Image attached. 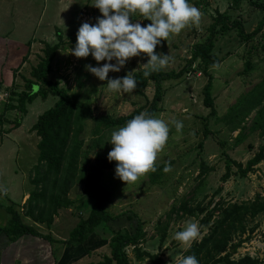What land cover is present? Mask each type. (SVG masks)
<instances>
[{
	"label": "rangeland",
	"instance_id": "1",
	"mask_svg": "<svg viewBox=\"0 0 264 264\" xmlns=\"http://www.w3.org/2000/svg\"><path fill=\"white\" fill-rule=\"evenodd\" d=\"M90 2L91 0H0V35L21 40L28 46L26 59L23 57L21 66L13 69L14 79L0 91L1 95L4 92L8 94L3 100L0 99L1 119L4 126L2 128L0 125L2 130L16 129L11 122L21 117L17 110L4 109L12 83L19 85L18 90L24 88V77H30L32 67L38 64L43 55L44 43L54 45L59 42L58 30L61 31L64 45L57 50L48 77L58 81L69 92H79L81 99L89 102L94 108L95 114H128L153 99L154 84H150L145 89L144 96L138 95L135 89L131 93L123 94L109 91L106 87L107 80L100 81L84 68L85 64L97 65L91 55L86 58H76L68 52L74 46L76 31L80 24L83 22L93 24L96 22V17L101 15L97 8L88 4ZM188 2L200 10V21L197 25L189 24L178 34L170 35L167 42L162 41L154 49L168 54L171 58L169 64L163 68L164 71L177 73L186 67L188 60L191 59L192 46L205 41L208 37L209 26L214 20L216 10L240 20L247 33H251L257 27L264 15V10L256 5V3L264 5V0H239L237 3L234 0H199L198 4L193 3V0ZM133 15L134 22H139L141 26L150 23L139 14ZM261 43L259 34L253 40L245 41L238 36L235 29L217 35L213 52L220 62L216 67L209 69L213 76L211 94L217 117L209 115L210 109L204 105L202 89L208 78L201 70H188L189 72L181 78L163 83V98L156 118L169 125V134L165 145L157 153L155 164L171 160L173 164L156 183L150 182V171L135 182L125 184L114 177V170H105L101 181L112 193V200L106 208L114 216L121 215L108 222L107 228L104 226L98 229L78 248L68 249L53 243V253L57 252L55 255H59L58 264H96L104 254L109 253L107 243L111 232L121 229L134 232L137 227L136 216L144 222L146 239L142 243L143 248L151 253H157L164 264H175L177 256H184L187 250L180 245V242L173 239L174 232L182 230L187 222H196L200 228L198 238L200 240L208 228L202 224L201 214L194 217L185 216L181 219L172 214L173 219H170L167 239L160 247L157 225L167 219L166 215L172 207L179 206L186 200H190L192 205L201 202L202 206L213 207L220 201L254 200L257 193L264 196V160L245 177L232 175L227 181H221V176L225 172V155L245 164L259 147L264 145V136L261 137L258 132H250L246 129L244 138L236 145V136L240 130L231 132L225 122L217 119L264 76V49L261 48ZM30 54L32 56L28 58ZM146 59L147 57L143 55L132 57L119 72L110 71L108 77H122L127 72L133 75L144 70L139 65L145 63ZM248 59L251 60L252 66L250 70H245V62ZM99 63L102 64L104 61ZM196 66L197 62L192 65V67ZM57 100L58 97L52 95L46 99L36 98L28 105L27 113L21 119V126L9 134L12 140L8 138L5 140L4 132L0 134V142L4 139V146L9 148L8 151L14 152L7 157L9 153L6 149L0 150V188L4 189L0 193V203L4 209L0 210L1 216L8 217L5 206L10 204H14L19 211H24L23 206L28 199L24 194H29L34 188L31 176L38 162L39 138L32 130V126L39 115L53 107ZM254 115L255 111L247 118V126L250 125ZM173 120L182 122L179 132L171 124ZM92 126V121L88 120L81 134L87 142L91 138ZM115 129L107 131L106 140ZM206 130L207 134L204 133ZM111 147L107 142L104 150L92 151L91 163L96 156L107 157ZM202 164L211 169L201 179L199 173ZM218 188L221 189L219 193H217ZM83 189L82 184L73 186L69 193V197L74 201L73 206L59 210L50 230L31 218H27L25 222L36 224L41 233H50L54 240L67 239L79 219L86 217L89 212L91 205L89 199H85L84 206L80 207L79 198L83 195ZM248 227L249 230L251 228L254 230L233 238L232 243H237L239 240H242V243L233 253L232 258L238 259L250 255L254 258L260 257L264 264V214L257 215L248 223ZM128 255L134 264H154L148 259L136 261L130 248Z\"/></svg>",
	"mask_w": 264,
	"mask_h": 264
},
{
	"label": "trees",
	"instance_id": "2",
	"mask_svg": "<svg viewBox=\"0 0 264 264\" xmlns=\"http://www.w3.org/2000/svg\"><path fill=\"white\" fill-rule=\"evenodd\" d=\"M234 1L239 2V0ZM193 3L198 4L199 0H193ZM256 5L264 10V5L260 3H256ZM213 19L209 26L208 37L205 41L192 46L191 59L182 70L175 73L161 69L150 73L148 77L143 75L144 70L133 74L137 81L135 90L138 95L144 96V91L150 84L155 85V92L150 103L138 106L130 113L123 115L95 114L94 108L89 102L81 99L79 92H69L58 81L49 79L48 75L52 71V62L57 50L64 45L61 31L57 32L58 43L54 45L48 42L44 43L43 55L38 64L32 67L30 77H24V88L18 90L19 85L13 82L4 106L5 110H17L21 114V117L19 116L14 122H11L17 128L27 113L28 105L36 98L46 99L49 95L58 97L54 106L41 113L32 126V130L39 138L37 143L38 162L34 166L31 176L34 188L30 191L23 206L24 211L16 209L14 204L5 206L8 217L0 229L5 232L10 242H15L26 235H33L47 240L52 246L53 243H58L61 247L68 249L78 248L98 229L104 226L107 228L108 222L120 217L121 214L114 216L107 210L106 206L112 200V193L101 181L103 172L114 170L116 162H109L107 157L96 156L94 162L91 163L90 154L92 151L106 148L108 130L122 126L127 120L141 112L156 117L163 98V83L165 81L179 79L189 71L201 70L208 78L202 89L204 105L210 109L209 115L217 117L214 98L211 94L213 76L209 72L211 67H216L220 62L213 52L217 35L235 29L241 39L250 41L259 34L262 41L261 48L264 49V15L251 33L245 32L240 20L233 19L229 14L219 10H216ZM131 20H135L134 15ZM195 62H197V66L192 67ZM251 66L252 62L248 59L245 62V70H250ZM2 88L3 84L0 82V91ZM253 111H255V115L252 117L250 125L247 126V118ZM217 119L225 122L231 132L240 130L236 136V145L244 138L246 129L250 132H258L259 136L263 137L264 76ZM88 120L92 121L93 126L91 138L87 142L81 134ZM0 125L3 126L2 122ZM3 132L8 133L9 130L4 131L0 128V134ZM207 132L206 130L204 133L207 134ZM262 160H264V145H261L245 164L225 155V172L221 176V181H227L232 175L245 177L249 172H253L255 166ZM171 164H173V160L155 164V171L149 172L150 182L160 181L165 172L163 169L166 166L169 168ZM210 169L202 164L200 178H204ZM76 184L84 186L83 195L79 198L80 207L84 206L85 199H89L91 205L88 215L79 219L67 239L54 240L50 233H41L36 224L25 222L27 218H31L34 222L45 225L50 230L59 210L69 209L73 206L74 201L69 197V193ZM219 189H217V193L221 191ZM172 214L180 219L185 216L203 215L201 222L208 228V231L200 240L193 242L184 255L195 256L198 264H262L260 257L254 258L245 255L238 259L232 258L233 253L242 243V240L232 243L233 238L248 231L252 232L254 228L249 230L248 223L253 221L257 215L264 214V196H261L260 193L256 194L254 200L220 201L213 207L202 206L201 202L192 205L190 200L182 201L179 206L171 208L164 222H159L157 225L160 247L167 239L170 219H173ZM136 218L137 227L134 232L127 229L111 232L107 243L109 253L104 254L96 264H134L128 255L129 248L138 262L148 259L154 264H164L157 253H151L143 248L142 243L146 239L144 222L139 217L136 216ZM54 264H58L57 257H55Z\"/></svg>",
	"mask_w": 264,
	"mask_h": 264
},
{
	"label": "clouds",
	"instance_id": "3",
	"mask_svg": "<svg viewBox=\"0 0 264 264\" xmlns=\"http://www.w3.org/2000/svg\"><path fill=\"white\" fill-rule=\"evenodd\" d=\"M88 4L101 15L93 24H80L74 46L68 52L76 58L91 55L97 65L85 64L84 68L100 81L107 80V89L118 94L133 92L137 81L131 72L109 78L110 71L119 72L130 58L142 55L147 57L146 62L139 65L145 77L160 71L171 58L154 51L157 45L167 42L170 35L178 34L189 24L197 25L201 18L200 10L188 0H91ZM133 14H139L150 23L141 26L131 20ZM101 61L104 63H99ZM171 124L177 132L182 128L179 120ZM168 134V124L143 112L113 130L107 140L112 146L107 160L116 162L114 177L131 184L146 172L155 171L157 153L165 145ZM168 170L167 166L163 169ZM3 191L0 188V193ZM199 233L197 223L190 221L182 230L174 232L173 239L187 250L198 240ZM175 264H198V261L193 255L177 256Z\"/></svg>",
	"mask_w": 264,
	"mask_h": 264
},
{
	"label": "crops",
	"instance_id": "4",
	"mask_svg": "<svg viewBox=\"0 0 264 264\" xmlns=\"http://www.w3.org/2000/svg\"><path fill=\"white\" fill-rule=\"evenodd\" d=\"M1 34V33H0ZM10 41V42H9ZM28 53V46L25 42L18 39H11L7 35H0V82L4 87L9 85L12 79H14L13 69L17 66H21V61ZM32 54V52H30ZM29 55L30 58L32 55ZM28 61H24L25 63ZM23 65V66H24ZM3 89V88H2ZM0 123L2 122V105L0 101ZM21 126V124H20ZM19 126V127H20ZM19 127L8 133L4 132L5 140L9 137L10 133L15 132ZM4 128V126H2ZM4 139L0 142V150L6 149V152L14 153L11 150L8 151V147L4 146ZM13 157V156H12ZM29 194H24V197L28 198ZM0 210H4L1 207ZM6 215H0V226L6 223ZM52 245L50 243L37 236L26 235L15 242H10L5 232L0 229V264H54L55 257L59 259V255L53 253Z\"/></svg>",
	"mask_w": 264,
	"mask_h": 264
},
{
	"label": "built area",
	"instance_id": "5",
	"mask_svg": "<svg viewBox=\"0 0 264 264\" xmlns=\"http://www.w3.org/2000/svg\"><path fill=\"white\" fill-rule=\"evenodd\" d=\"M7 95H8V94H7L6 92H4L3 95L0 94V99L3 100L5 97H7Z\"/></svg>",
	"mask_w": 264,
	"mask_h": 264
}]
</instances>
